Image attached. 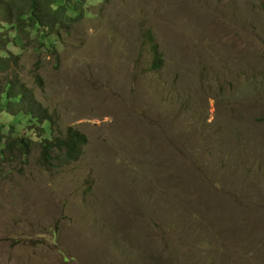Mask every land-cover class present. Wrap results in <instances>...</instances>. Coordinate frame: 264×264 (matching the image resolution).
Here are the masks:
<instances>
[{
  "label": "rangeland",
  "instance_id": "rangeland-1",
  "mask_svg": "<svg viewBox=\"0 0 264 264\" xmlns=\"http://www.w3.org/2000/svg\"><path fill=\"white\" fill-rule=\"evenodd\" d=\"M81 10L9 46L7 76L86 143L2 163L0 264H264V0Z\"/></svg>",
  "mask_w": 264,
  "mask_h": 264
},
{
  "label": "trees",
  "instance_id": "trees-1",
  "mask_svg": "<svg viewBox=\"0 0 264 264\" xmlns=\"http://www.w3.org/2000/svg\"><path fill=\"white\" fill-rule=\"evenodd\" d=\"M84 5L85 0H0V167L3 162L27 159L36 147L42 163H70L81 155L85 135L73 127L66 135H55L53 117L35 90L7 74L20 59L10 45L26 48L31 34L45 37L46 30L70 28L86 14L81 10ZM157 52L156 47L154 68L162 59Z\"/></svg>",
  "mask_w": 264,
  "mask_h": 264
},
{
  "label": "bare ground",
  "instance_id": "bare-ground-1",
  "mask_svg": "<svg viewBox=\"0 0 264 264\" xmlns=\"http://www.w3.org/2000/svg\"><path fill=\"white\" fill-rule=\"evenodd\" d=\"M62 3H64L63 1H62ZM67 7H68V5H67ZM69 12V11H68ZM70 13V12H69ZM27 16V15H26ZM14 18V17H13ZM17 19V18H16ZM22 19H20V21H21ZM16 22H18V21H16ZM65 28V27H64ZM13 29V28H12ZM34 38H35V36H34ZM54 51V50H53ZM175 135V134H174ZM168 138V137H167ZM169 139V138H168ZM140 148H141V146H139ZM134 148V147H133ZM139 148V149H140ZM140 151V150H139ZM144 151H145V149H144ZM147 151V150H146ZM145 151V152H146ZM140 152H142V151H140ZM152 152H154V151H152ZM140 155H141V153H140ZM73 161V160H72ZM262 242V241H261ZM264 244V242L262 243V245ZM264 247V246H263Z\"/></svg>",
  "mask_w": 264,
  "mask_h": 264
}]
</instances>
